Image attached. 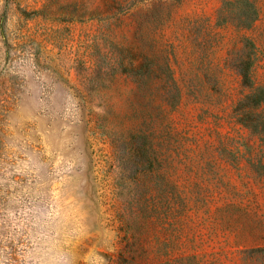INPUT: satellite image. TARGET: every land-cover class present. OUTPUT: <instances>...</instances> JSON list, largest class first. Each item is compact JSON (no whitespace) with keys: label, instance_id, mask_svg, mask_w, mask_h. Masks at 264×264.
I'll return each mask as SVG.
<instances>
[{"label":"rangeland","instance_id":"1","mask_svg":"<svg viewBox=\"0 0 264 264\" xmlns=\"http://www.w3.org/2000/svg\"><path fill=\"white\" fill-rule=\"evenodd\" d=\"M0 264H264V0H0Z\"/></svg>","mask_w":264,"mask_h":264}]
</instances>
